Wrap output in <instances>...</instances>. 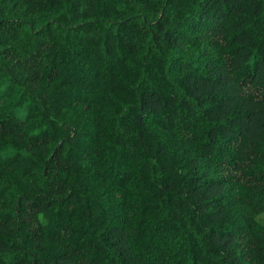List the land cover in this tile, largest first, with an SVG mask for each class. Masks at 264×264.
I'll use <instances>...</instances> for the list:
<instances>
[{
  "label": "trees",
  "instance_id": "obj_1",
  "mask_svg": "<svg viewBox=\"0 0 264 264\" xmlns=\"http://www.w3.org/2000/svg\"><path fill=\"white\" fill-rule=\"evenodd\" d=\"M0 264H264V0H0Z\"/></svg>",
  "mask_w": 264,
  "mask_h": 264
}]
</instances>
